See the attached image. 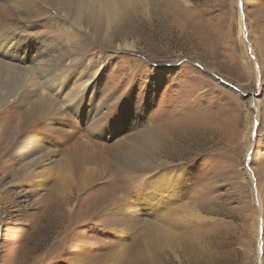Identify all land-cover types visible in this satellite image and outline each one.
Instances as JSON below:
<instances>
[{
  "label": "rangeland",
  "instance_id": "1",
  "mask_svg": "<svg viewBox=\"0 0 264 264\" xmlns=\"http://www.w3.org/2000/svg\"><path fill=\"white\" fill-rule=\"evenodd\" d=\"M27 11L44 19L29 32L51 37L53 55L98 62L100 77L79 111L65 101L63 129L48 143L53 160L45 172L32 168L28 186L13 184L23 160L8 152L18 110L9 101L0 106V264H264V0H151L149 12L128 10L114 23L84 11L82 27L47 0H33ZM72 69L60 77L65 88L78 84ZM53 95L60 105L63 92ZM118 104L128 105L113 119L120 134H91L86 116L102 112L99 121L106 120ZM55 109L46 104L40 113L54 118ZM42 115L30 129H40ZM133 116L131 126L125 120ZM121 143L150 162L143 184L116 161V149L106 152ZM78 152L106 153L97 165L82 160L72 175ZM101 168L111 174L98 175ZM165 173L178 174L179 193L161 185ZM94 175L90 187L80 183ZM137 185L153 203L134 219L92 212V200L120 186L134 198ZM151 225L165 232L159 237ZM125 227L127 238L118 237Z\"/></svg>",
  "mask_w": 264,
  "mask_h": 264
},
{
  "label": "bare ground",
  "instance_id": "2",
  "mask_svg": "<svg viewBox=\"0 0 264 264\" xmlns=\"http://www.w3.org/2000/svg\"><path fill=\"white\" fill-rule=\"evenodd\" d=\"M32 1L33 0H0V106L4 104V102L9 101L12 103L13 106H15V108L18 110L19 113V121L17 122V126L15 128L14 143L13 146L8 150V152L10 154H14L15 157L18 156L19 159L23 160V164L21 167L15 168L14 171L12 169L13 173L11 171L14 177L13 184L17 182L16 183L17 185L24 184L26 186L29 185L30 181H33L29 179V176L32 173L31 171L33 170L32 168L42 167L39 170V173H41L42 171L45 172L47 170L45 167L46 163L53 160V159H49L48 157L49 156L48 153H50L49 150L51 147L48 145V143L51 139L50 136L52 133L54 132L59 133L63 129L62 126V123L64 121L63 115H65L67 111L63 107L65 105V101L71 102L70 105L71 109L80 108L84 96H86L88 86L91 84V82L96 85L99 80L98 78L100 77V75L98 76V74L100 73L98 62H95L90 66H85L84 61L80 62L81 58L66 61L67 59L65 60L61 56L53 55L55 53L54 52L55 49L51 44L52 43L51 37L40 33L31 34L29 32L30 28H35L36 26H39L40 23L45 22L43 18L38 17L39 20L35 19L33 16L34 14L32 15L31 11H27L29 8H31ZM47 1L52 6L56 7L59 11L61 12L63 11L64 15L65 14L68 15L74 23H77V25H80L81 27L83 23L82 19L84 18L83 17L84 11H92V15L94 14L96 15L97 13H99L100 17L101 15L102 16L104 15L106 17L104 19H107L109 23H114L116 22V19L117 22H119L120 16H122V14L128 10H135L137 8L138 9L141 8L149 12V8H151V0H47ZM162 8H160L159 12L161 10L164 11L166 10L165 8L163 9ZM24 10H25L24 13H26V17L22 16ZM34 13L36 14V12ZM20 22H25L24 25L30 26L27 29L28 31L25 32L24 34L17 31ZM17 61H22L23 64L16 63ZM79 62L80 64L77 65ZM67 65H71V66H67ZM76 65L78 67H76ZM71 69L74 70V72L77 74L76 80L78 84L72 83L70 86L66 87L67 88L66 89L63 84V81L60 80V77L64 71H70ZM160 70H162L161 71L162 73L164 72L163 69L155 67L153 70L155 72L154 74H157V71L160 72ZM162 75L163 74H160L161 77ZM161 77H159V82H157L158 84L164 82L163 80H161ZM9 82L16 83V85L13 87L3 86L5 83L8 85H12L9 84ZM54 91L58 93L59 97L62 92L64 94L63 96H61L63 100L61 101L62 103L60 105H57L59 101L56 100L57 97L53 95ZM101 93H103L101 94L103 97L105 95V90L102 91ZM36 94L38 99L37 102L33 100ZM128 102H130V100ZM46 104L47 106L48 105L51 107L55 106L57 108L54 111H52L51 116H54V118H51L50 116H43L40 113L43 107L46 106ZM126 106L128 105L118 104L115 107L109 108L110 110L108 111V113L110 111L111 113L106 115V120H104V118L102 117L103 120L99 121L100 116L98 115L102 114V112L95 114V116L88 115L86 116L85 125H88L91 134H96L98 131H103V134H107V132L108 134H111L114 133L115 131L116 132L118 131L120 134V129L122 128V126L119 129L117 122L114 121L113 119L117 117V115L119 114H120L119 118L121 117L123 118V115L120 112V110H124ZM100 110L103 111L102 106ZM39 114L40 116L42 115V117L39 118L41 119L44 118L40 129L39 130L30 129V127L34 123L33 119L36 118L37 117L36 115ZM114 114L116 116H113ZM126 117L127 116H125V119ZM137 117L138 116L129 117L127 118V120H125V122H130V125L134 126L135 122H138L136 119ZM70 118L72 119V116L67 117V119ZM69 122L72 123L71 120H67L65 126L71 128L72 125ZM36 126L38 127L40 125L37 124ZM36 126L35 127L33 126L34 129L37 128ZM70 128H67V130ZM145 134L147 138V133ZM121 145L122 143L118 146L119 150H117V147H115L111 151L106 150V152H108V154H112L116 149L115 150L116 152H114L116 156V161L119 160L118 162L121 163L120 161V157H121L122 159L121 166L125 168L126 173L129 174V177L131 179L136 180L140 184H143L146 178L145 172L152 170L151 168L152 166L150 165V162L148 161L144 162L142 160H139L138 157L134 156V153L132 154L129 153L128 151H125L121 147ZM78 153L80 154L76 153L77 155H75L74 157L72 156L69 162V170L72 171V175H74L75 167H78L76 171L77 172L79 171V165L82 160L89 161L88 163L90 164L93 163L97 165L101 163L100 161L101 157L105 155L104 152H102L100 156L99 153L97 154L96 152L95 153L78 152ZM50 163L51 162H49V164ZM98 170H100V174H98L100 176L101 175L107 176L111 174V173H106V171L103 168ZM22 172L24 176L20 180L19 176ZM41 176L44 175L41 174ZM177 176L176 174L172 176L170 175V173H165L162 175L161 177L162 180L160 183L162 186L165 187V189H168L169 186V188L173 190L172 191L173 193H179L177 192L176 190L177 188L175 187V184L178 185L180 183L176 179ZM37 177L39 178V176ZM95 178L96 175L84 179L81 178L82 180L80 183H86V181H89L88 186L90 187V185L92 184ZM45 180L41 178L37 180L40 183V187H42L43 189L46 186ZM123 180L128 181L126 179ZM84 185L86 186V184ZM137 187H138L137 188L138 191L136 190L137 194L135 193L134 198L130 195L128 196L127 194H125L123 192V188H121L120 186L115 193L111 194V196L109 193H106L102 197L100 196V198H96V200H92L93 204H91V207L97 209V211H92V212L96 213L99 211H103L101 216L106 217V213L113 209V212L119 214L122 217L123 221L124 219H126L128 214L131 215L134 219L136 215L139 213V211H141L139 209H143L142 205H144L146 202H150L149 204L144 205L147 207L148 205L153 203L151 202L152 197L142 198L141 196L144 195V192L141 191L139 185H137ZM147 193L148 195H150V192ZM173 193L170 194V196H173ZM114 218L117 219V217ZM118 221L120 222V220ZM106 226L110 227V225H106ZM112 226L115 227L116 224H113ZM151 230L154 233L159 234V237L163 232H165L161 230L159 226L154 227L151 225ZM166 233L168 234V232ZM115 234H117L118 237H124V239H126L129 234V227H125L120 230H117V233ZM115 258L117 257L115 256ZM75 261L77 262V264H85V260L81 258L80 259L77 258ZM106 264H108L107 261Z\"/></svg>",
  "mask_w": 264,
  "mask_h": 264
}]
</instances>
